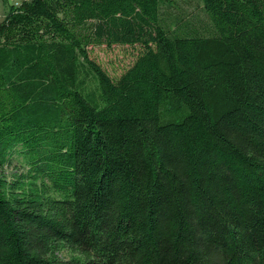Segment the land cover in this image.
Returning a JSON list of instances; mask_svg holds the SVG:
<instances>
[{"label": "trees", "instance_id": "16d2710c", "mask_svg": "<svg viewBox=\"0 0 264 264\" xmlns=\"http://www.w3.org/2000/svg\"><path fill=\"white\" fill-rule=\"evenodd\" d=\"M200 1L8 5L0 264H264V0ZM104 44L142 51L113 78Z\"/></svg>", "mask_w": 264, "mask_h": 264}, {"label": "rangeland", "instance_id": "374dc122", "mask_svg": "<svg viewBox=\"0 0 264 264\" xmlns=\"http://www.w3.org/2000/svg\"><path fill=\"white\" fill-rule=\"evenodd\" d=\"M20 1L17 0L18 3ZM171 1L172 6L169 8L170 12L179 14L185 19H197L204 16L200 0ZM17 2L15 3L18 4ZM141 51L142 47L140 45L114 44L109 47L104 44L92 47L91 55L113 78H116L135 62ZM4 173L9 180H13L19 176L26 175L27 168L22 158L14 155L11 162L5 166Z\"/></svg>", "mask_w": 264, "mask_h": 264}, {"label": "crops", "instance_id": "0c3cea01", "mask_svg": "<svg viewBox=\"0 0 264 264\" xmlns=\"http://www.w3.org/2000/svg\"><path fill=\"white\" fill-rule=\"evenodd\" d=\"M15 2H17V0H0V18L6 13L7 6Z\"/></svg>", "mask_w": 264, "mask_h": 264}, {"label": "built area", "instance_id": "2783aa9c", "mask_svg": "<svg viewBox=\"0 0 264 264\" xmlns=\"http://www.w3.org/2000/svg\"><path fill=\"white\" fill-rule=\"evenodd\" d=\"M18 3V2H17Z\"/></svg>", "mask_w": 264, "mask_h": 264}]
</instances>
